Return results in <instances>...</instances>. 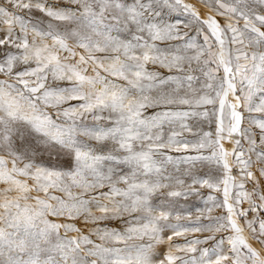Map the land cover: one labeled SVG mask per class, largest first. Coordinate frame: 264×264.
Masks as SVG:
<instances>
[{"label": "snow or ice", "instance_id": "6c2138e0", "mask_svg": "<svg viewBox=\"0 0 264 264\" xmlns=\"http://www.w3.org/2000/svg\"><path fill=\"white\" fill-rule=\"evenodd\" d=\"M0 264H264V0H0Z\"/></svg>", "mask_w": 264, "mask_h": 264}]
</instances>
